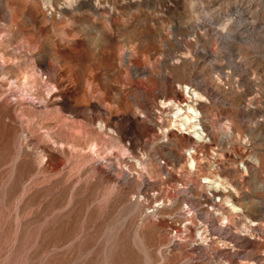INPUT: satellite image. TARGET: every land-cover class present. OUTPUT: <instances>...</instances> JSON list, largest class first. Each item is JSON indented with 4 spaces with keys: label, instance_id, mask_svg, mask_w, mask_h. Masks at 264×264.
Masks as SVG:
<instances>
[{
    "label": "rangeland",
    "instance_id": "obj_1",
    "mask_svg": "<svg viewBox=\"0 0 264 264\" xmlns=\"http://www.w3.org/2000/svg\"><path fill=\"white\" fill-rule=\"evenodd\" d=\"M0 264H264V0H0Z\"/></svg>",
    "mask_w": 264,
    "mask_h": 264
},
{
    "label": "bare ground",
    "instance_id": "obj_2",
    "mask_svg": "<svg viewBox=\"0 0 264 264\" xmlns=\"http://www.w3.org/2000/svg\"><path fill=\"white\" fill-rule=\"evenodd\" d=\"M186 87H190L187 86ZM195 95V94H194ZM201 95V94H200ZM198 97V96H197ZM166 104V103H165ZM178 106V105H177ZM177 111L183 113L182 117L184 119V121L181 123L182 126H184L185 129H187V125H190V127H196L197 125L199 126V128L195 129L194 133L196 134V136L201 137L202 133H204L206 127L204 126L205 124L202 123V117L200 116V112L192 105H188L187 108L185 110H183L182 107L177 108ZM176 113V112H175ZM194 161L192 160L190 161V165L193 166L194 165ZM239 166V165H238ZM219 175V174H218ZM218 175L216 176V178L218 177ZM209 178V177H208ZM220 179V177L218 178ZM216 181V180H215ZM220 181V180H219ZM214 182V181H213ZM215 183V182H214ZM218 183V182H217ZM213 185V184H212ZM218 191V190H217ZM210 194V193H209ZM215 195H219L218 192L214 193ZM211 196V195H210ZM221 196V195H220ZM219 196V197H220ZM216 197V196H215ZM227 197V196H226ZM210 199V198H209ZM228 201V200H227ZM215 206V205H214ZM234 207H236L234 205ZM233 207V208H234ZM217 208V207H216ZM236 209V208H235ZM234 210V209H233ZM223 216V215H222ZM225 216V215H224ZM228 216V215H227ZM224 220V219H223ZM228 221V220H227ZM225 222V221H224ZM231 222V221H230ZM256 224V223H254ZM244 227V226H243ZM229 228V227H228ZM246 228V227H245ZM248 228V227H247Z\"/></svg>",
    "mask_w": 264,
    "mask_h": 264
}]
</instances>
